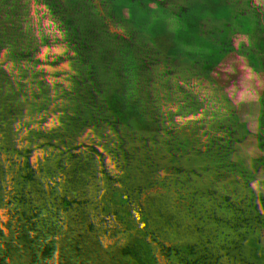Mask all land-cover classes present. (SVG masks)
Instances as JSON below:
<instances>
[{"label": "trees", "instance_id": "16d2710c", "mask_svg": "<svg viewBox=\"0 0 264 264\" xmlns=\"http://www.w3.org/2000/svg\"><path fill=\"white\" fill-rule=\"evenodd\" d=\"M0 103V264H264V0H0Z\"/></svg>", "mask_w": 264, "mask_h": 264}, {"label": "rangeland", "instance_id": "374dc122", "mask_svg": "<svg viewBox=\"0 0 264 264\" xmlns=\"http://www.w3.org/2000/svg\"><path fill=\"white\" fill-rule=\"evenodd\" d=\"M1 44L3 45V43H1ZM169 72H170V66H169V69H168V71H167L166 74L168 75ZM8 89L10 91L9 92L10 95L7 96V98H4L5 97V95H4V97H1V100H10V102L16 103L17 102V99H21V98H18V92L16 91V89H14V88H8Z\"/></svg>", "mask_w": 264, "mask_h": 264}]
</instances>
